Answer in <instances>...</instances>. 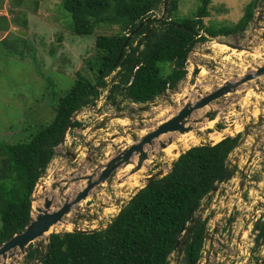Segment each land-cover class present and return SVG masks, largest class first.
Instances as JSON below:
<instances>
[{"label": "trees", "instance_id": "16d2710c", "mask_svg": "<svg viewBox=\"0 0 264 264\" xmlns=\"http://www.w3.org/2000/svg\"><path fill=\"white\" fill-rule=\"evenodd\" d=\"M22 1L11 3L16 7ZM181 1L169 0L163 19L153 17L164 0L62 1V25L80 37H94L95 53L85 60L89 74L77 72L74 84L57 92L53 121L24 142L6 144L0 168V246L30 222L35 186L75 111L94 104L105 89L110 100L121 95L134 103L153 102L186 78L189 53L206 40L201 31L210 37L237 34L255 18L253 1L240 22L217 29L203 20L212 0H202L196 17L179 16ZM112 27L117 31L111 35L95 34ZM167 64L171 71L163 75L161 66ZM113 73L109 88L107 78ZM237 143L238 138L228 136L181 153L171 171L137 191L106 228L52 233L39 264H169L183 226L214 189ZM203 237L196 227L184 247L185 264L197 263ZM35 256L34 251L28 255Z\"/></svg>", "mask_w": 264, "mask_h": 264}, {"label": "rangeland", "instance_id": "374dc122", "mask_svg": "<svg viewBox=\"0 0 264 264\" xmlns=\"http://www.w3.org/2000/svg\"><path fill=\"white\" fill-rule=\"evenodd\" d=\"M14 1L16 2V0ZM62 1L23 0L22 4H19L20 6L15 7L11 0H0V15H7L13 26L23 28L20 30L27 34L17 38V35L13 33H0V41L5 40L7 37L6 42L0 45V160L6 157V144L24 142L40 126H45L53 121L55 113L53 106L57 104L56 100L59 97L57 92L68 90L77 79V72L81 71L89 74V66L85 63V60L95 53L94 37L90 39L80 37L62 25L65 21L61 16L63 12ZM253 1L256 3L255 19L248 23L247 31L227 36L219 35L217 39L224 38L236 43L249 42L256 47L259 54L264 53V39H262L264 37V0H212L208 5L210 15L203 18V20L206 25H212L217 29L220 26H233L240 22L246 6ZM200 5H202V0H182L179 16L196 17L195 13ZM165 14L164 5H162L154 13L153 18L163 19ZM258 16L262 18L259 23L256 22ZM153 24L156 25L157 22H153ZM254 27L259 28L258 32H255ZM116 31L117 27L104 31L97 29L95 34L111 35ZM201 34L206 36V40L197 42L190 52L187 63L188 76L181 80L175 88H169L165 94L158 96L153 102L147 104H136L119 97L122 100L121 111L125 115L128 114L127 119L109 120L107 129L96 131L93 137L90 132L94 126H98L99 122L106 116L112 118V114H121V111L117 112L115 108H112L111 102L106 101L105 94L108 91H103L104 95L94 105L95 109L85 107L80 110L82 112L79 116L81 127L71 128L67 135L66 145L56 148L55 155L45 174L35 186L33 193L37 190L40 192L35 197L32 195L33 201H39L45 196L42 189L45 186L50 188L51 174L58 167L63 166V171L60 170V172L65 175L66 172L78 166L76 163H70V158L65 154L66 150L76 154L82 152L80 155V159H82L88 150L96 149L97 143H102L107 138L108 140L104 142L106 148L103 151L110 154L113 152V142L110 141L111 137L106 134H116V131H120V134L125 136L127 134V131L125 133L121 131L122 129L118 127V124H127L124 128L135 124L143 128L154 126L159 121L171 117L169 115L179 109L181 106L180 100L185 94H193L194 97H198L196 86L191 89L192 86L189 84L193 64H199L211 72L206 78L201 77L198 81L201 84L208 83L209 87L207 88H210L209 90L221 84L223 82L222 78L227 79V81H234L244 74L248 70L247 68L264 65V61L257 57V53L256 57L246 54L247 52H241L245 53L243 57L231 54L233 53L232 49L227 48L228 50H226L215 44L216 37H210L202 31ZM250 35L253 36V39L249 41ZM133 46H135V43ZM34 56L37 57V60ZM161 67L163 75L171 71L170 64ZM43 72L46 75L45 78L40 74H43ZM194 89L195 91H193ZM97 105L101 106V110L97 108ZM213 108H221V114L211 127L194 121L188 124L193 127L192 131L195 136V142L189 144L188 148H183L182 143L178 142V136L173 138L175 144L179 146L177 148L178 154L167 155L165 149L157 152V159H154V163L149 165L147 162L148 171L144 169L142 172H138L134 175V178L129 177L121 185L116 183L119 179L118 171L114 174L112 180L104 185L105 187H97L91 193V196L74 208L73 212L67 217L73 226L69 230L63 228L57 230V232L76 229L91 231L106 228L118 215L120 209L128 203L134 192L142 187L146 180H142L143 176L155 174L161 169L164 170L165 175L168 174L172 168L171 164L177 160L179 154L183 151L193 146L218 142L213 137L216 131H223V138L238 133L244 135L246 131L250 136L247 146L237 149L230 157L229 163L235 162L243 152L250 148L251 144L264 140V129L262 128L264 118L260 116L264 113V77L252 80L241 90L229 93L214 101ZM207 110L209 109L195 112L192 120L199 118ZM146 118L152 120L144 123L140 121V119L147 120ZM86 126L91 127V129L83 133ZM221 127L222 130H218ZM144 132L147 131L139 132V135ZM98 136L100 137L99 140L94 142V138H98ZM120 140L124 142L123 138H120ZM73 144L75 148L72 149L70 147ZM258 150L262 151V147H259ZM105 157L106 155H100L101 160ZM242 161L244 164L246 160ZM154 164L156 166L152 167ZM2 165L1 160L0 168ZM254 176H257L262 183L260 187L252 185L251 197L260 198L264 201V162L259 164ZM135 182L139 184L138 187L133 185ZM221 188L223 189V186ZM241 197L245 199L248 198V195L243 194ZM231 200L236 201L237 199L233 198ZM206 201L207 197L202 203L205 209L207 206ZM78 218L82 219L78 220ZM46 247L45 239H38L30 244L25 255L19 254L18 258L16 257L14 260L16 264H39ZM31 251L36 252V256L32 259L28 257ZM176 260L177 254L174 252L170 256L169 263L176 264Z\"/></svg>", "mask_w": 264, "mask_h": 264}, {"label": "water", "instance_id": "95a60500", "mask_svg": "<svg viewBox=\"0 0 264 264\" xmlns=\"http://www.w3.org/2000/svg\"><path fill=\"white\" fill-rule=\"evenodd\" d=\"M168 1L169 0H164V13H166ZM260 20H262V18L261 16H258L256 22L259 23ZM178 27L183 30H187L184 27ZM254 28L256 29L255 32H258L259 28ZM2 32H13L22 36L27 35L19 28L13 26L7 15H0V33ZM254 37L256 36L254 35ZM217 38L218 36L215 39ZM252 39L253 36L250 35L248 40L250 41ZM262 39H264V37H262ZM216 42L221 45L229 46L231 49L237 50L239 53L242 51H246L247 54L250 55L257 53V57L264 61V53L259 54L256 47L251 45L249 42L236 43L224 38L217 39ZM120 57L121 55L119 58ZM193 66V70L190 73L189 84L191 86H196V91L199 95L198 97L193 96L194 99H191L192 94H190V99L185 98L184 100H180L181 106L175 113L169 115L171 117L159 121L154 126L148 127V129L150 128L148 131L147 129L141 127L143 131L146 130L147 132L138 141L129 144L126 149L117 156H112L111 153L107 154V157L102 165L96 164L94 165V168H90L88 164L82 162L77 167L66 172L65 175L60 172V170L63 171V166L58 167L57 170L52 172L50 184L48 182L50 188L45 186L42 189V191L45 192V196L39 201H33L32 199L31 219L28 225L22 232L15 234L12 238L8 239L0 246V264H9V261L13 260L16 255L15 250H18V252L25 255L27 253L26 249L30 246V244L38 239H45L46 244H48L50 235L52 233H59L55 231L51 232L49 235H45L50 228L59 223L71 224L67 217L73 212L74 208L91 196V193L98 187V185H105L113 172H118L127 164L131 163V170H129L125 175L119 177L118 183L125 182L129 177L137 174L139 170L142 169L144 166L143 162L148 159H152L157 152L166 149L174 143L173 137L171 135L169 136V134L174 132L185 133L192 131L193 127L188 125L191 121H194L195 123H205L206 121L216 119L221 113V108H213L214 101L226 96L229 93H235L238 90H241V88H244V86L252 80L254 81L257 78L264 77V65H257L253 68H247L248 70L234 81H227V79L222 78L223 82L216 88L208 92H203L202 87L208 84H197L198 76L202 69L199 64H193ZM108 80H110V78H108ZM109 84L111 86L112 82L110 81ZM184 101L185 104H183ZM206 108L209 110L203 112L199 118L192 120L195 112ZM73 121L74 119L71 118L67 122L58 147L66 145L67 135L71 129ZM105 127H107V123L104 119L100 125L94 126L91 132L105 129ZM166 135L167 138L161 139L162 136ZM244 141L245 140H242L240 144ZM71 147L75 148V145L73 144ZM254 148L255 146H253L251 151L253 154L255 152ZM73 155L74 153L70 156L73 157ZM88 155L90 156L92 153H88L87 156ZM251 158L247 161L250 162ZM174 162L171 166H173ZM234 170L235 166H227L224 169L212 194H215L216 192H219L220 194L222 193V189L218 190L219 187L227 184V182L231 179ZM164 175V170L161 169L155 174L149 175L144 185L151 183ZM39 192L40 191L37 190L33 193L34 197L38 195ZM212 194L208 198H211ZM34 202H41V205H39L37 209H34ZM80 219L81 218H78V220ZM196 222L197 219L193 217L185 226H183L181 236L176 242L174 252L179 251V255H181L182 248L190 239ZM73 231L85 232L86 230L76 229ZM8 258L10 260H7Z\"/></svg>", "mask_w": 264, "mask_h": 264}, {"label": "flooded vegetation", "instance_id": "af4514ba", "mask_svg": "<svg viewBox=\"0 0 264 264\" xmlns=\"http://www.w3.org/2000/svg\"><path fill=\"white\" fill-rule=\"evenodd\" d=\"M111 76L113 78L115 76V73H113ZM102 93L100 94L99 98H102V96L104 95L103 91ZM105 95L106 101L111 102L112 108H115L117 112L121 111L122 100L119 99V97L121 96H117L115 100H110L108 98L109 90L108 93H106ZM98 99L95 101L94 104L89 105L87 107L95 109L94 105L98 102ZM97 108L101 110V106L97 105ZM81 113L82 112L80 111L76 115L73 113V115L70 117V119H74L73 124L76 122L80 124L78 126H71L72 128L79 126L81 127V123L79 122L81 121V119L79 118ZM112 115V118H109V116H106V118H104L106 120L107 125L109 120L119 121L127 119L128 114L125 115V113L121 111V114L114 113ZM260 116L261 118H264V113L260 114ZM146 119L147 120L140 119V121L144 123L150 122L152 120L151 118ZM102 121L103 120H101V122ZM101 122H99V124H101ZM126 125L127 124L125 123L118 124V127L122 129L121 131L123 133L127 131L126 136L124 134H120V131H116V134H106L111 137L110 141L113 142L114 151L111 152L112 156H117L122 153L129 144L138 141L146 133L144 132L142 133V135H139V132H143V127L141 128L137 124H135L134 126H128V128H124L126 127ZM143 125L145 126V124ZM250 127L255 128L253 126ZM262 128L264 129V126ZM105 129H107V127ZM145 129H147L148 131L150 128L148 129L146 127ZM86 130L88 131L87 126L83 130V133ZM90 133L93 137L95 136V131ZM232 137L238 138L236 149H239L240 147L246 146L245 141L250 136L246 131L244 135L238 133ZM99 138V136L98 138H94V142L98 141ZM120 138H123L124 142H121L122 140H120ZM107 140L108 139L105 138L103 141L105 142ZM242 140L245 141L240 144ZM104 142H98L96 145V149L88 150V152L84 154L82 159H80V155L82 154V152L76 154L72 151L66 150L67 153L65 154L68 156V158H70L71 164L76 163L77 165H79L83 162L88 164L90 168H94V165L96 164L102 165L107 157V154H109L103 151L104 148H106ZM88 144L90 143L88 142ZM261 144H264V140L251 144L250 148L243 152L238 159H236V161L238 162L235 161L233 163H228L227 161L226 167L235 166V170L232 174L231 179L227 182L226 187H223V189L219 187L218 190L222 189L221 194L219 192L212 194V192L214 191L213 189L211 193L207 196L206 209L204 208V205L201 204V206L197 210L198 212L196 211L197 215L196 212L194 213L193 217L197 219L194 229L199 226V228L203 231L204 236L203 246L200 252V258L195 264H264V201H262L263 199L260 198L257 199L251 197L253 188L252 185H255V187H260L262 183L257 176H254V172L259 168V164L264 162V145ZM253 146H255L254 154L251 152ZM259 147H262V151L258 150ZM71 152L74 153L73 157L70 156L72 155ZM88 153H92V155L87 156ZM100 155H106L105 159L101 160ZM249 158H251L250 162L247 161L249 160ZM154 159H157L156 155L153 156L152 159H148L143 162L144 166L141 170H139V172H142L144 169L148 171L147 165L154 163ZM244 159L246 161L243 164L242 160ZM258 162L259 164H257ZM155 166L156 164L152 165V167ZM122 170L123 169L119 170V173ZM150 171L152 172L151 169ZM115 173L116 172L112 173L107 183L112 180ZM143 177L144 178L142 180L144 181L147 176ZM118 181L119 179H117L116 183H118ZM98 187L105 186L101 184L98 185ZM211 194L213 196L211 198H208ZM243 194H247L248 198H242L241 195ZM233 198L237 200H231ZM184 247L182 248L181 255H179V251H176V264H185L183 262V256L185 254Z\"/></svg>", "mask_w": 264, "mask_h": 264}, {"label": "bare ground", "instance_id": "6f19581e", "mask_svg": "<svg viewBox=\"0 0 264 264\" xmlns=\"http://www.w3.org/2000/svg\"><path fill=\"white\" fill-rule=\"evenodd\" d=\"M215 44L217 45L218 44V46H221L222 48H224V49H226V50H228L227 48H230L229 46H226V45H221V44H219L218 42H215ZM231 49V48H230ZM233 50V53H231V54H237V55H239V56H241V57H243L244 55H245V53H246V51H242V52H245V53H239V52H237V50H234V49H232ZM247 54V53H246ZM252 55H256V54H252ZM240 57V58H241ZM201 72H200V74H199V76H198V80H197V84L199 85V84H201V82H198L199 81V78H201V77H207L211 72L207 69V68H205V67H203V66H201ZM202 82H204V81H202ZM208 84V83H207ZM193 87L194 86H192L191 87V89H193ZM207 87H209V84L208 85H205V86H203L202 87V90H203V92H208V91H210ZM190 89V90H191ZM193 91H195V89L193 90ZM190 94H185L182 98H181V100H184L185 98H189L190 99ZM193 94H192V96H191V99L193 98ZM194 99V98H193ZM189 101V100H188ZM183 104H185V101H184V103ZM221 114V113H220ZM219 114V115H220ZM218 115V116H219ZM218 118V117H217ZM216 118V119H217ZM216 119H214V120H212V121H206L205 123H203L204 125H206V126H209V127H211L212 126V124L214 123V122H216L215 120ZM124 122V121H123ZM223 131H216V132H214V135H213V137L217 140V141H220L222 138H223V134H224V132L222 133ZM221 133H222V135H221ZM172 136L173 138H177L178 136V142H181L182 143V145H183V148H188V146H189V144H192L193 142H195L194 141V132L193 131H189V132H185V133H178V132H174V133H171V134H169V136ZM215 135H218V136H215ZM164 138H167V135L166 136H162L161 137V139H164ZM177 141V140H176ZM180 143V144H181ZM179 146H177L176 144H175V142L172 144V145H170L169 147H167L166 149H165V152H166V154L167 155H176V154H178L179 153V151H178V148ZM175 157V156H174ZM131 168H132V164L131 163H129V164H127L124 168H122L123 170L121 171V173H118L119 174V177H121V176H123V175H125L129 170H131ZM135 176L133 175V176H131L130 178H134ZM137 178V177H136ZM121 185V184H120ZM125 185V184H124ZM133 185L135 186V187H138L139 186V184L138 183H133ZM123 186V185H122ZM39 205H41V202H39V203H36V202H34V209H37L38 207H39ZM71 226H73L72 224H57V225H54V226H52L51 228H50V230L45 234V235H49L51 232H54V231H57V230H59V229H63V228H65L66 230L68 229L69 230V228H71ZM15 252H16V255H15V257H14V259L17 257L18 258V256H19V254H21L22 256L24 255V254H22L21 252H18V250H15ZM10 260L9 258L7 259V260H10L9 261V264H16V261L15 260Z\"/></svg>", "mask_w": 264, "mask_h": 264}, {"label": "clouds", "instance_id": "9594fccd", "mask_svg": "<svg viewBox=\"0 0 264 264\" xmlns=\"http://www.w3.org/2000/svg\"><path fill=\"white\" fill-rule=\"evenodd\" d=\"M10 21H11V19H10ZM11 24L13 25L12 21H11ZM14 26H15V25H14ZM17 28H19V29H23V28H21V27H17ZM2 33H5V32H2ZM8 33H13V32H8ZM13 34H14V35H17V37H21V36H22V35H20V34H18V33H13ZM25 36H26V35H25ZM187 70H188V68H187ZM188 71H189V70H188ZM187 76H188V75H187ZM108 78H110V80H108ZM108 78H107V81H108V82H110V81L112 82V76H109ZM111 86H112V85H111ZM111 86H110V84H109V88H110ZM103 91H105V90H103ZM106 91H108V89H106ZM79 111H80V110L75 111L74 114L76 115ZM103 120H104V119H103ZM72 125H73V123H72ZM72 125H71V126H72ZM98 125H100V124H98ZM71 128H72V127H71ZM105 128H106V127H105ZM89 129H91V127H88V130H89ZM218 130H222V127H221V128H218ZM95 132H96V131H95ZM227 137H228V136H227ZM230 137H232V136H230ZM225 138H226V137H224L223 139H225ZM223 139H221V140H223ZM221 140H220V141H221ZM220 141H218V142H220ZM218 142H216V143H218ZM216 143H214V144H216ZM208 144H209V143H208ZM211 144H212V143H211ZM201 145H202V144H201ZM57 147H58V146H57ZM57 147H56V148H57ZM56 148H55V150H56ZM183 152H185V151H183ZM179 156H180V155H179ZM228 163H229V160H228ZM116 173H117V172H116ZM150 175H151V174H150ZM148 177H149V175L147 176V178H148ZM147 178H146L145 182L147 181ZM145 182H144V183H145ZM144 183H143V185H144ZM143 185H142V187L138 188L137 191H139L141 188L145 187L147 184L144 185V186H143ZM222 186H223V187H226V185H222ZM222 186H220V187H222ZM137 191H136V192H137ZM136 192H134V195L136 194ZM134 195H132L131 198H132ZM122 208H123V207H122ZM122 208H121V209H122ZM121 209H120V210H121ZM119 212H120V211H119ZM81 219H82V218H81ZM81 219H80V220H81ZM91 231H92V230H91ZM85 232H87V230H86ZM59 233H61V232H59ZM27 250H28V249H27Z\"/></svg>", "mask_w": 264, "mask_h": 264}, {"label": "crops", "instance_id": "0c3cea01", "mask_svg": "<svg viewBox=\"0 0 264 264\" xmlns=\"http://www.w3.org/2000/svg\"><path fill=\"white\" fill-rule=\"evenodd\" d=\"M249 138H250V137H248V138L246 139V141H245V145H246V146H247V144H248L249 141H250ZM236 150H237V149H235L232 153H230L229 158H228L229 160H230V157L232 156V154H233Z\"/></svg>", "mask_w": 264, "mask_h": 264}]
</instances>
